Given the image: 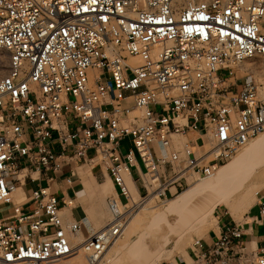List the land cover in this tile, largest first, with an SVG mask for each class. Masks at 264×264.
Returning <instances> with one entry per match:
<instances>
[{
	"label": "built area",
	"instance_id": "1",
	"mask_svg": "<svg viewBox=\"0 0 264 264\" xmlns=\"http://www.w3.org/2000/svg\"><path fill=\"white\" fill-rule=\"evenodd\" d=\"M0 53V264H69L82 248L81 224L49 186L33 190L34 209L7 206L26 178L49 184L94 149L120 186L141 161L163 180L143 181L142 201L167 200L189 172L210 177L264 132V0H0ZM112 89L132 98L124 117L103 109ZM109 205L108 225L85 238L92 264L125 230L118 195ZM243 235L228 223L196 240L193 264H264V243Z\"/></svg>",
	"mask_w": 264,
	"mask_h": 264
},
{
	"label": "rangeland",
	"instance_id": "2",
	"mask_svg": "<svg viewBox=\"0 0 264 264\" xmlns=\"http://www.w3.org/2000/svg\"><path fill=\"white\" fill-rule=\"evenodd\" d=\"M0 62H1L0 69H2L1 74H0V78H1L3 75H5L6 70H7L5 58L4 56H2L1 53H0ZM96 73L99 74L100 72H96ZM134 115H138L141 117L142 114L140 111L137 110L136 112H134ZM261 135L263 136L264 132H262ZM261 135L257 136L256 138H254L248 143L256 142L258 139H260L258 137H262ZM197 136L198 134H196V138ZM175 137L177 138L182 137L184 141L187 143H188V139H190V138L187 139V137H184L181 135H175L174 138ZM199 138L201 139V137ZM176 147H177V144H176ZM243 149H244V146L235 156H233L230 160L222 164L223 167L221 166L222 168L221 167L219 168L220 171L224 170L223 172H226L227 170H229L230 171L229 173L231 174L232 172L241 173V171H243L244 169L250 168L251 172L249 170L250 172L249 176H251L252 174V176H254L257 181L260 182L261 179L262 181H264V162L263 160L262 162H256V163H253L254 161H252L251 165L248 166L250 162L249 161L250 154L244 151ZM207 150H208L207 145H204L202 151L206 153ZM202 151L200 150V148L196 150V152H202ZM255 161H258V160L256 159ZM90 173L91 172L83 174V177L90 175ZM156 175L158 174L151 173L150 175H147V176L148 178L149 177L155 178ZM217 177H219V175H217ZM217 177L214 175L213 176L211 175L210 177L205 178L204 176L198 173H195L193 171L189 172L185 176V178L182 179L181 181L182 185L179 186L178 189H176L174 185L172 186L171 190L174 193L173 197L169 195L167 200L164 198H160V197L154 198V202L158 203L159 207L156 210H154L153 213L148 214L145 217L143 213L138 214L140 208L146 203V201H142V197L140 195L138 200L140 201L141 206L139 208H135L134 210L135 213L132 216L128 217L129 220L132 221L126 232V234L130 236L128 242L126 244H123L120 248L113 247L110 249V246L109 248L107 247L106 250L99 256V259L103 260V261H100L99 264H130L129 258L134 253H136V251L139 248L144 246L150 239L154 237L158 239L159 245L155 247L152 250V252L148 255V259L151 263L153 264H179L184 259L187 260L189 263H192L191 258L185 257V255L182 256L181 251L188 252V255H189L190 248L196 240L204 241L207 238H209L212 232L215 231V229L219 228V223H218L219 214H224V216L227 218L232 217L229 213L228 208L225 206V204L218 200V197L222 194V192L227 187L229 182L232 181L231 176L227 174L226 177H222V178H217ZM200 178L202 180L201 182L205 181V183L194 184V182H196ZM143 181H145V177H143ZM162 181L163 180L158 177L155 183H153L154 187L155 188L158 187ZM96 188L100 189L101 186L99 184H96ZM188 189L192 191V197H188V195L185 193V191ZM88 196L90 200L92 201V205L89 211L90 218L94 222L95 231L101 230L103 227H105L108 224V222L112 218V211L110 209L109 200L113 197L116 198V196L115 195L113 196V194H110V195H107L106 197L96 198V196L93 195L92 193H90ZM171 208H174L176 210L178 209L180 211L181 214L179 215V217H177L176 215L175 218L174 217L172 218V216L168 214ZM204 209H208V211H210V218H212L216 222V226L201 236H198L195 234L193 235L192 238L188 239L189 241L188 240L184 241L183 238H180L181 234H183L184 232L181 231L182 232L181 233L179 229L181 228L182 230L181 226H183L186 223H190L192 220H194V218L196 219V217ZM165 211L166 213L168 212L167 213L168 216L165 213ZM181 216H183V218ZM180 217L182 220L183 219L184 220L183 221L178 220V218ZM195 229L193 231H195ZM178 235L180 236L178 237ZM86 237L87 235H84L82 233L81 238L83 239V241H85ZM120 237L121 235L117 238L119 239L118 242H120L121 240L122 241L124 240L122 237H121L122 239ZM82 239L80 241L81 243L83 242ZM77 241H78V238H77ZM83 244L84 245L80 246V248L81 247L82 248L76 251V253H74L72 262H69V264H92L90 257L93 255H96L97 253L95 252L91 244L88 243V241L83 242ZM178 245L180 247H178ZM181 247L182 249H178ZM139 264H146V263H139Z\"/></svg>",
	"mask_w": 264,
	"mask_h": 264
},
{
	"label": "crops",
	"instance_id": "3",
	"mask_svg": "<svg viewBox=\"0 0 264 264\" xmlns=\"http://www.w3.org/2000/svg\"><path fill=\"white\" fill-rule=\"evenodd\" d=\"M133 106L131 96L125 93H120L112 89L109 93V97L103 107L104 111L118 110L122 117H124V110L127 107ZM72 129L80 131V135L83 136L82 127L76 121L71 124ZM131 147V142L128 139L122 141L120 146V152L126 155ZM89 158L86 162H71L66 164L62 171L55 175V180L51 183H47L46 174L41 175L39 183L32 182L29 178L25 179L21 183H17L18 189H21L24 196L22 199H11L7 206H11L12 202H23V205L27 211L34 209L36 204L32 202L31 196L33 190L39 186H49L53 194H55L60 202L61 212L66 221H77L81 224V229L84 235H89L92 231H95L94 222L90 218V208L92 201L89 198V194L92 193L96 198L105 197L106 192L104 185L111 181L120 201L125 204L128 202L127 196L123 190L128 187L126 182L124 185H117L110 176L108 169L99 161L94 158L95 150L90 149L88 151ZM27 164V160H22L21 165ZM90 173L88 176L83 174ZM145 173L144 165L141 161H138V166L133 167L128 174L134 181L139 194L144 192L143 177ZM96 184H99L101 188L97 189ZM16 190V191H17ZM17 198V196H16ZM264 195L256 201L244 215L241 220H235L230 217L227 218L224 214H219L218 223L219 228L215 229L209 238H216L223 225L228 223L237 224L243 229V237L239 241L240 244H246L248 247L259 248L264 243ZM190 256V255H189ZM191 258V256H190ZM192 263L187 260H182L179 264H193L194 260L191 258Z\"/></svg>",
	"mask_w": 264,
	"mask_h": 264
},
{
	"label": "bare ground",
	"instance_id": "4",
	"mask_svg": "<svg viewBox=\"0 0 264 264\" xmlns=\"http://www.w3.org/2000/svg\"><path fill=\"white\" fill-rule=\"evenodd\" d=\"M1 70L2 69H0V74H1ZM258 138H260V139H258L256 142H254V143H247L244 146V149L243 150L246 151V152H248L250 154L249 155L250 156V158H249V161L250 162H249L248 166L251 165V162L252 161H254L253 163L262 162V160L264 162V135L262 137H258ZM174 142H176L175 143V147H176V144H177V149H182V148L184 149L185 147L188 146V143L185 142L182 137L181 138L180 137L179 138L175 137V141ZM256 159L258 161H255ZM260 159H261V161H260ZM253 163H252V165H253ZM249 170H250V168H247V169H244L243 171H241V173H238V172H235L234 173V172H232L230 174L229 173L230 172L229 170H227L226 172H223L224 170L223 171L221 170L223 172L222 173L220 171V169H217L212 174V176L214 175L216 177H217V175H219V177H217V178L226 177L227 174L229 176H231L232 181L229 182V184L224 189V191L222 192V194L218 197V200L221 201V202H223L225 204V206L229 210L230 215L235 220H241V217L244 215V213H246L247 210L256 201H258L264 195V181H262V179H261L260 182L257 181L256 178L254 176H252V174H251V176H249V173L251 172V170H250V172H249ZM129 175L127 173L124 174V180L126 182V186L128 187V192H129V197H130V202L127 203V204H123L124 210H125V216H126V220H127L126 221V225H125V230L121 234V237L124 240L123 241L121 240L120 242H118L119 239L116 238L109 245L110 246V249L113 248V247L120 248L123 244H126L128 242L130 236L128 234H126V232H127L128 228H129L131 222H132V221L129 220L128 217L132 216L135 213V211H134L135 208H139L141 206L140 205V201L138 200L139 197H140L139 191H138L137 186L135 185L134 181L132 180L131 176H129ZM158 177H159L158 175H156L155 178H150V177L148 178V176H145V181L146 182L155 183V181H156V179ZM201 181L202 180L200 178L199 180H197L196 182H194V184H197V183L198 184L205 183V181H203V182H201ZM104 189H105V192H106V194H105L106 196L107 195H110V194H113V196L115 195L117 197V193H116L114 187L112 186L110 180L108 181V183L106 185H104ZM185 193L188 195V197H192V191L191 190L188 189V190L185 191ZM16 196H17V198H16ZM23 196H24V194L21 191V189H18L17 191H14V192H12V193L9 194L8 200H11V199L14 198L17 201V200L22 199ZM158 207H159V204L154 202V197H151L150 199H148V201L146 200L145 205H143L140 208L138 214L143 213L144 214V217H145L148 214L153 213L154 210H156ZM174 208H176V207H174ZM174 208H171L170 211H169V213L168 212L167 213L170 214V216H172V218L173 217L175 218L176 215H177V217H179V215L181 214L180 211L178 209H177L178 210L177 211ZM165 213H166V211H165ZM168 214H167V216H168ZM198 216H197L198 218L197 217H196V219L194 218V220H192L190 223H186L183 226H181L182 227V230L180 228L179 231L180 232L181 231L184 232L183 233L184 235L181 234V236L178 235V237L180 236V238H183L184 241H187L188 239L192 238L193 235L196 234L198 236H201V235H203L204 233H207V231H209L210 229H212L213 227L216 226V222L212 218H210V211H208V209L202 210ZM181 217L183 218V216H181ZM181 217L178 218V220H182ZM105 227H103V228H105ZM194 229H195V231H193ZM182 235H183V237H182ZM198 236H197V238H198ZM199 238H201V237H199ZM81 239L82 238L80 236L78 238V241H76L78 243V245H79V248H80V246L84 245L83 242H85L82 239L83 242L81 243L80 242ZM192 240H194V239H192ZM88 243H90V241H88ZM182 243H184V242H182ZM176 244H177V242H176ZM74 245H76V244H74ZM158 245H159V242H158V239L156 237L150 239L144 246H142L141 248H139L136 251V253H134L129 258L130 264H139V263L153 264V263H151L149 261L148 255ZM109 246H108V248H109ZM178 247H180V246L178 245ZM178 249H182V247L181 248H178ZM181 252H182L181 253L182 256L185 255V257L190 258L189 255H188V252H184V251H181Z\"/></svg>",
	"mask_w": 264,
	"mask_h": 264
}]
</instances>
